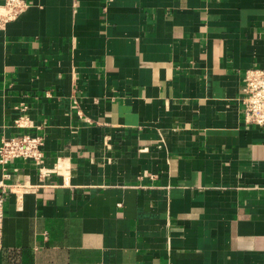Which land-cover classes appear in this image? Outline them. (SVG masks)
<instances>
[{
  "label": "crops",
  "instance_id": "obj_1",
  "mask_svg": "<svg viewBox=\"0 0 264 264\" xmlns=\"http://www.w3.org/2000/svg\"><path fill=\"white\" fill-rule=\"evenodd\" d=\"M0 28V139L43 135L0 264H264V0H26ZM23 106V107H22ZM28 115L33 128L14 120Z\"/></svg>",
  "mask_w": 264,
  "mask_h": 264
},
{
  "label": "built area",
  "instance_id": "obj_2",
  "mask_svg": "<svg viewBox=\"0 0 264 264\" xmlns=\"http://www.w3.org/2000/svg\"><path fill=\"white\" fill-rule=\"evenodd\" d=\"M28 5L26 0H0V28L15 19ZM243 122L264 129V67H249L243 72L241 87ZM23 107V106H22ZM18 127L33 128L28 115L22 113L14 120ZM44 138L42 134L23 132L0 139V248L3 240L4 204L9 194L20 196L33 191L36 185L27 180H15L8 169L14 160H28L37 169L40 179L50 175L69 174V164L58 157L53 166L45 165Z\"/></svg>",
  "mask_w": 264,
  "mask_h": 264
}]
</instances>
